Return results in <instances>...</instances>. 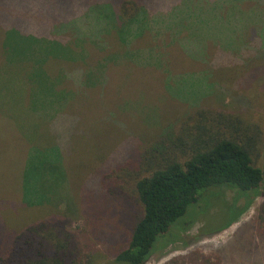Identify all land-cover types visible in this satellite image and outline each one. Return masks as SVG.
<instances>
[{
    "label": "rangeland",
    "instance_id": "374dc122",
    "mask_svg": "<svg viewBox=\"0 0 264 264\" xmlns=\"http://www.w3.org/2000/svg\"><path fill=\"white\" fill-rule=\"evenodd\" d=\"M146 3L157 8L139 16L146 30L124 44L117 22L108 26L112 17L100 19L98 33L82 29L78 0H0V250L35 225L52 243L40 249L45 264H123L113 254L141 208L129 197L130 176L147 173L122 163L154 166L170 150L180 157L197 126L210 127L217 114L240 118L264 171L261 0ZM55 145L63 181L53 184L52 200L30 204L40 199L30 156ZM51 183L47 177L44 188ZM234 195L217 189L204 197L186 217L194 224L173 226L175 241L161 237L146 264H185L193 251L222 264H261L263 253L252 249L263 198L237 217L245 200L231 206ZM114 230L118 241L105 236ZM33 235L25 231L24 241Z\"/></svg>",
    "mask_w": 264,
    "mask_h": 264
},
{
    "label": "trees",
    "instance_id": "16d2710c",
    "mask_svg": "<svg viewBox=\"0 0 264 264\" xmlns=\"http://www.w3.org/2000/svg\"><path fill=\"white\" fill-rule=\"evenodd\" d=\"M146 2H153V0H78L80 12L77 14L86 18L87 23L84 25L83 22L82 29L87 26V31L91 34L100 32L98 23L101 20L112 17L110 20L107 18L108 26H111L110 23L117 22L114 26L118 40L126 44L129 41V35L138 36L146 30L147 25H144L142 29V23L138 21L139 16L146 17L147 11L157 9H151ZM261 4L264 5V0H261ZM7 29L18 28L11 26ZM81 35L82 33L79 36ZM70 59L73 61L82 59V55L75 54L73 57L72 54ZM262 64L264 65V62ZM262 74L264 75V72ZM51 95L53 96V92ZM53 100L55 102L56 99ZM216 116H218L217 121L213 117L210 127L197 126L196 131L192 133L193 137L190 135L191 143L188 150L181 151L180 157L172 154L171 151L174 150H170L161 154L154 166L148 160L138 165L132 160L122 163L123 168L133 171L139 168L147 174L138 176L136 179L130 176L134 186L129 197H133L141 208L132 223L127 239L123 244L119 243V247L113 254L116 262L146 264L156 248V242L161 237L167 242L175 241L173 235L176 237L177 233L171 230L173 226L184 231L194 224L193 220L187 222L186 217L192 210L199 207L204 197H208L217 189H227L236 193L231 206L237 207V199L241 197L245 200V204L237 208V217L249 208L255 197L263 198L259 214L254 219L259 241L252 250L257 251V254L263 253L258 257L261 258V264H264V171L252 158L251 144L243 136L240 118L232 119L222 114ZM59 159L60 152L56 145L30 156L29 165L31 170L36 172L34 192L40 197L38 200L31 201L30 204L47 201L50 195L52 200L56 187L64 177L61 165L53 162ZM47 177L51 178L52 182L49 186L54 187L53 184H56V187L44 188L43 181ZM98 190L102 192L105 189L99 187ZM107 190L109 191L110 188ZM31 198L30 196L26 202ZM252 224L248 223L250 226ZM37 229L35 225H29L24 230L16 231L15 236L8 241V247L0 250V264H45L47 259L43 258L39 252L41 248L47 250L49 248L47 246H52V243L43 235H40L39 239ZM30 230L34 233L32 240L35 242L28 238L24 241L25 231ZM105 236L115 241L121 238L118 230L106 231ZM21 240L24 242L18 245ZM56 253H58L57 250ZM223 260L221 257L211 260L209 256L197 258L194 251L184 258L185 264H222Z\"/></svg>",
    "mask_w": 264,
    "mask_h": 264
}]
</instances>
